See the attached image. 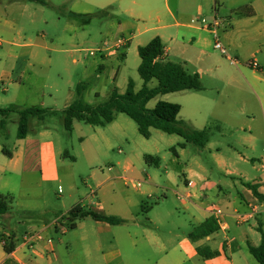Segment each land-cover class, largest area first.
Returning <instances> with one entry per match:
<instances>
[{"label": "rangeland", "instance_id": "1", "mask_svg": "<svg viewBox=\"0 0 264 264\" xmlns=\"http://www.w3.org/2000/svg\"><path fill=\"white\" fill-rule=\"evenodd\" d=\"M41 1L45 6L39 5L41 7H38L35 20L25 22L22 25L24 31L20 34L21 38L16 35V39L20 43L32 41L45 45L48 49L43 51L44 55L52 59L50 67H47L42 75L46 78L48 87L53 88L47 89L46 92L55 96L56 101L53 103H56L57 107L46 98L45 108L54 107L57 112L48 115L39 124L47 126L53 134L58 153L59 180L46 182L42 181L40 175H34L23 179L21 186L17 187L14 184L17 182L16 178H12L14 200L7 199L10 215L7 218L0 217V234L13 232L19 244L26 233L40 232L53 243L55 257L53 264H110L102 256L105 250L110 249V234L101 236L103 250H96L93 234L96 233L97 228L92 218L85 219L83 223L81 220L77 221L78 224L81 222V227L71 229L69 223L62 219L63 216L60 218L56 216L66 213L78 204L90 208L98 202H101L106 211L120 210L122 208L120 204H115L113 200L116 193V196L127 194L140 200L141 205L148 209L142 211L137 208L135 214L138 219L144 223L148 218L160 221L155 232L164 241L173 239L174 242L171 241L169 244L174 245L179 236L190 235L197 227V221L177 199L179 194L185 192V180L189 175V169L205 176L207 173L202 168H211L212 171L208 176L210 181L214 184L221 181L226 192L234 199L238 197L237 189H240V153L243 155L247 153L245 155L248 157H258V153L240 146V134H243L240 133L239 128L240 98L236 96L237 89H232L227 83L229 78L240 80V68L248 67L253 61L252 53L256 48L247 47L254 43L250 42L240 47V50H229L222 35L220 39L229 50L231 57L239 61L237 65L231 64L219 50L214 48L213 35H208V42L201 49L190 48L187 54L192 60L190 64H185L180 56V49L174 43L170 45L172 49L169 60L183 65L191 73L199 74L203 90L171 93L166 97L158 96L149 102L148 108L153 109L159 101L181 105L178 119L185 123L186 132L210 129V140L205 148L191 143L181 148L179 145L185 143L182 137L156 129H151V137L145 139L140 135L137 124L125 114H117L114 122L106 127L75 122L72 132H69L64 128L60 111L64 107L65 96L70 91L76 94L77 85H85L83 99L93 105L106 102L114 88L125 93L129 80L134 81L136 92L142 88L143 80L138 72L141 63L138 48L148 45L157 37V30H146L159 24L155 20L148 19L146 14L144 15L146 19L143 20L128 18L135 26L139 25L138 30H134L137 36L126 47L108 51L107 55L113 53V58L110 62L104 63V68H99L102 58L99 55L89 56V53L112 47L119 38L129 37L126 31L122 32L119 28V23L127 19L122 12L121 4L117 2L111 8L103 6L109 0ZM169 1L171 7L175 9L176 0ZM187 1L189 0H184L186 3ZM250 1L203 0L206 12L201 19L208 20L216 3L223 24L228 18L237 20L236 12L247 14L251 10ZM232 3L236 4L233 6ZM32 6L38 5L33 3ZM242 18L247 16L240 15V19ZM194 20L197 21V18ZM168 22L173 23V20L169 18ZM170 32L171 35L166 36L167 39L174 38L175 34L172 33L175 29H171ZM9 49L14 50L19 56L28 55V50L12 48L4 44L0 48L1 59L6 58L4 54ZM200 50L205 53L201 54ZM13 61L14 59L9 60V64ZM200 68L203 70L201 76L197 72ZM157 85V80H153L149 87L155 88ZM3 88L10 87L0 84L2 96H4ZM7 105L6 102L0 103V107L3 108L8 107ZM3 119L0 115V122ZM18 122L19 115L11 114L6 121V128L0 129V144L2 143L0 156L3 147L14 149ZM173 148L177 154L172 151ZM147 155L159 158V166L155 163H147ZM219 160L223 161L221 166ZM127 166L131 167L132 172L126 170ZM53 172L54 167L50 166L46 170V176L51 177ZM114 175H123V178L144 182L150 178L157 187L154 197L139 195L138 189L127 185L124 180L122 184L124 183L125 186L122 185L123 191H121L111 179ZM233 184L236 185V189L233 188ZM99 185L102 186L98 194ZM145 188L142 183L140 189ZM217 194L218 189L209 192L207 206L218 204ZM24 205H29V209L34 212L29 215L22 213L21 207L28 208ZM228 223L230 225L228 235L232 238L228 253L233 264H259L249 253L246 238L242 235V230L244 228L248 230L252 224L240 227L232 218ZM47 224L49 226L43 230ZM252 230L256 233L249 234V243L257 246L260 244L261 236L257 233V229ZM170 232H173V235H169ZM82 236H88V239L82 245H77ZM223 236L221 232L215 234L218 240H222ZM204 243L209 244L207 241ZM141 244L142 242H138L139 248ZM120 248L125 256L129 252L128 249L131 250L125 243H121ZM161 257L163 254L155 255L156 259Z\"/></svg>", "mask_w": 264, "mask_h": 264}, {"label": "crops", "instance_id": "2", "mask_svg": "<svg viewBox=\"0 0 264 264\" xmlns=\"http://www.w3.org/2000/svg\"><path fill=\"white\" fill-rule=\"evenodd\" d=\"M202 1L189 0L186 3L184 0H176L175 9L171 7L169 0H109L103 6L112 8L113 4L117 2L121 4L122 12L127 19L119 23V28L122 32H127L130 43L137 36L134 30H138L139 25L135 26L128 18L143 20L146 19L144 17L146 14L148 19L155 20L159 24L157 27L147 29L146 31H158L157 36L161 38L164 45L165 61H170L169 56L172 49L170 45L174 43L180 49V56L185 64H190L192 60L187 55L190 48H194L195 50L201 49L207 44L208 35L211 36V33L203 28L201 24L192 23L195 18L200 20L206 12V6ZM250 2L253 15L242 19L238 16L237 20L228 18L225 24L221 20L220 37L222 39L223 35L225 45L229 50H240V47L246 46L250 42L254 44L247 48H256L252 53V57L259 68L253 69L250 66L240 68V80L229 78L227 83L232 89H237L236 96L240 98L239 128L240 133H243L240 134V146L246 150L250 149L252 152L258 153V157H248L245 155L247 153L244 155L240 153V189H237V198L233 199L231 194L226 192L221 181L218 184L210 181L208 176L212 171L211 168H202L207 173L205 176L189 169V175L185 180V192L182 195L190 193L191 198L187 201H181L177 197L182 207L197 221L198 227L206 220L210 218L214 219L211 213V206H207L206 204L209 192L218 189L216 196L218 204L216 205L223 208L226 214L225 221L228 229L226 232L219 230L216 233H223V239L218 240L215 237L216 233H214L209 237L193 242L188 237L189 235H187L185 237L179 236L175 244L170 245L171 241L174 242L173 239L164 241L155 232L158 229L160 221L148 218L147 222L144 223L138 219L135 210L137 208L142 211L148 209L143 204L141 205L140 200H136L127 194L116 196L115 193L113 200H115V204H120L122 207L120 210L110 209L106 211L101 202L90 208L78 204L86 211L103 216L117 217L123 221L120 225H111L94 220L97 228L96 233L93 234L96 250H103L104 246L102 245L101 236L104 234L111 235L109 242L110 249L108 248L102 254L106 262L110 264H185L186 262H190V264H233V260L228 253L232 245V238L228 235L230 233L228 220L231 218L240 227L251 225L255 221L248 230L245 228L242 230V235L246 238L248 248L249 234L256 233L252 229H257V233L261 236V243L262 234H264V0H251ZM33 3L38 6H32ZM235 4L232 3L233 6ZM39 5L45 6L41 0H0V48L6 44L12 48L28 50L27 56H19L14 50L9 49L4 54L6 58H0V84L11 88H3L4 96L0 94V103L6 102L8 107L17 106L20 109L32 107L49 109L56 113L57 110H54V107L45 108L46 98L52 103L56 101L53 94L46 92L47 89L53 88L52 86L48 87V82L44 75H42L52 63L51 57L47 58L43 52L47 51L48 48L45 45L32 41L20 43L16 39V35L21 38L20 34L24 31V26L22 25L28 22V20L32 22L35 20V16L39 11L38 7H41ZM212 8V15H210L208 20H212L213 18L220 19L216 3ZM169 18L173 20V23L168 22ZM252 27L253 29L250 30ZM171 29H175V32L172 33V35L175 34L174 38L169 39L168 37L167 39L166 36L171 35ZM240 39H242L241 42ZM200 53L204 54L205 51L200 50ZM193 54H195L194 51ZM112 56L114 54L110 53L103 57L99 68H104V63L110 62V59L113 58ZM23 57L26 58L23 59ZM11 59H14V61L12 64H9V60ZM197 72L200 73V76L203 75L202 68L198 69ZM9 93L11 96H9ZM119 93L123 94L122 92ZM166 96L163 95V97ZM75 97V92L70 91L64 98V107L60 112L68 108L74 102ZM53 104L57 107L56 103ZM8 107H0V109ZM9 117H3L4 119L0 122V129L6 128V121ZM41 122L43 121L30 118L27 136L24 139L16 137L13 143V150L6 147L1 149L0 196H10L14 200L12 194H15V191L14 187L11 186L13 183L11 181L12 178H16L17 182L14 184L17 187L21 186L23 179L34 175H40L42 181L46 182L59 180L58 153L53 141V134L47 126H40L39 123ZM0 147H2V143ZM222 162L218 161L220 166L223 164ZM50 166L54 167V172L51 177H47L46 170ZM126 170L132 172L130 166H127ZM90 178L92 177L90 176ZM111 179L123 191V175H114ZM144 185L146 186L144 190L138 189L139 195L148 198L154 197L157 189L155 183L150 178H147ZM249 185L256 188L262 197L261 199L255 196ZM101 186L99 185L98 188L100 189ZM189 186L191 188H187ZM233 188H237L235 184H233ZM100 191L101 189L97 193L99 194ZM256 203L261 205L259 213L253 219L239 221L238 215L248 214L250 206ZM24 206L28 208L21 207L22 213L29 215L34 212L29 209V205ZM69 211L58 214L56 218L65 216ZM9 215L8 211V213L0 217L7 218ZM85 219L81 220L82 223ZM80 223H76L75 229L81 227ZM48 226V224L45 225L43 230H46ZM2 234L15 238L16 249L13 253L8 254L4 250L3 242L0 241V264H43L45 262L53 264L55 262L53 243L48 244L46 241L39 242L32 249L25 243L24 235L21 243L18 244L17 237L13 232ZM169 235H173V232H170ZM87 239L88 236H82L77 245H82ZM205 241L209 244L204 243ZM138 242H142L141 248L138 247ZM121 243H125L128 248L129 246L131 248V250L128 249L129 252L126 256L120 248ZM198 248H204L205 254L215 253V255L209 258H202L198 254ZM50 249L53 250L52 255L49 254ZM157 253L163 254V257L156 259L155 255Z\"/></svg>", "mask_w": 264, "mask_h": 264}, {"label": "trees", "instance_id": "3", "mask_svg": "<svg viewBox=\"0 0 264 264\" xmlns=\"http://www.w3.org/2000/svg\"><path fill=\"white\" fill-rule=\"evenodd\" d=\"M43 4L45 3L43 2ZM236 14L239 17L240 15L250 17L253 12L250 10L247 14H244L238 11ZM138 53L141 59L138 72L143 80L142 88L136 92L134 81L129 80L125 93L121 94L117 88H114L106 102L93 105L86 103L83 99L86 90L85 85H77L76 99L61 112L64 128L72 132L75 122L95 127H106L115 120L117 114H125L137 124L140 135L145 139L151 137V129H156L169 135L182 137L185 143L179 145L181 148H185L187 143L204 148L209 142L210 129L186 132L184 130L185 123L178 119L181 112L180 105L159 101L153 109L148 108L149 102L158 96L184 91H202L203 86L199 75L191 73L181 64L165 61L164 45L158 36L150 41L148 45L139 47ZM153 80H157L158 85L155 88H150L149 84ZM14 113L19 115L17 137L18 139H24L29 131L30 118L44 121L48 115L54 112L49 109L34 107L20 109L17 106L0 109V115L3 117H8ZM172 151L176 154L174 148ZM146 161L147 163H155L156 166L160 164L159 158L151 155L146 156ZM249 187L256 197L262 198L254 186L249 185ZM7 199L13 200L10 196H0V216L8 213L10 209ZM88 217L111 225H120L123 222L117 217L103 216L86 211L80 205L74 206L63 216V219L69 223V228L75 229L77 221ZM218 231L219 227L216 221L210 218L196 227L189 237L191 241L197 242ZM0 241L3 242L6 253L11 254L15 251L16 242L13 236L0 235ZM204 251V248H198V254L202 258L215 255V253L205 254ZM248 251L259 264H264V234H262V241L259 246L248 243Z\"/></svg>", "mask_w": 264, "mask_h": 264}, {"label": "built area", "instance_id": "4", "mask_svg": "<svg viewBox=\"0 0 264 264\" xmlns=\"http://www.w3.org/2000/svg\"><path fill=\"white\" fill-rule=\"evenodd\" d=\"M200 21V22H199ZM193 24H201L203 26V28H205L208 32L211 33V35H213V38L215 40V44H214V48L219 50L221 52V54L226 57L231 64L233 65H237L238 64V60L234 59L231 57V55L229 54V50L224 46V44L221 41V37H220V29L222 26V21L218 18H213L212 20H206V19H197V21L193 20L192 21ZM130 42L129 38H119L116 43L112 46V47H108L105 49H99L97 51H91L89 53V56H96L99 55V57L103 58L107 55L108 51L111 50H120L121 48L126 47ZM249 66L253 69H258L259 66L255 61L250 62ZM111 170V168H109ZM123 180L125 181V183L127 185H131L132 188L134 189H140L142 187V183H144V181H140V180H135L133 178H126L124 177ZM187 188H191L190 186ZM191 198V194L188 193L187 195H182L179 194L178 195V199L181 201H187ZM261 208V205L256 203V204H252L250 206V211L248 214L245 215H238V220L240 221H247L250 219H253L258 213H259V209ZM211 213L214 216V220L216 221L219 230L226 232L227 231V225H226V221H225V217L226 214L223 210V208H221L218 205H212L211 206ZM63 219V217H62ZM58 225V223H57ZM46 241L48 244H51L52 241L50 239H46L44 237L43 234H41L40 232L38 233H26L25 234V243L27 245L30 246V248L34 249V246L39 243V242H43ZM50 255L53 254V250L50 249L49 252Z\"/></svg>", "mask_w": 264, "mask_h": 264}]
</instances>
